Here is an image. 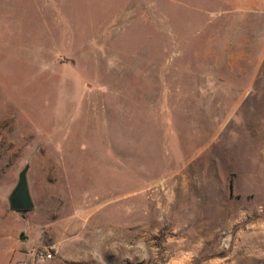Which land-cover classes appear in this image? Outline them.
I'll return each instance as SVG.
<instances>
[{
  "label": "rangeland",
  "instance_id": "rangeland-1",
  "mask_svg": "<svg viewBox=\"0 0 264 264\" xmlns=\"http://www.w3.org/2000/svg\"><path fill=\"white\" fill-rule=\"evenodd\" d=\"M0 264H264V0H0Z\"/></svg>",
  "mask_w": 264,
  "mask_h": 264
},
{
  "label": "water",
  "instance_id": "water-1",
  "mask_svg": "<svg viewBox=\"0 0 264 264\" xmlns=\"http://www.w3.org/2000/svg\"><path fill=\"white\" fill-rule=\"evenodd\" d=\"M25 171L26 168L18 173L16 184L7 198L8 208L18 213L32 208V202L26 185Z\"/></svg>",
  "mask_w": 264,
  "mask_h": 264
},
{
  "label": "built area",
  "instance_id": "built-area-1",
  "mask_svg": "<svg viewBox=\"0 0 264 264\" xmlns=\"http://www.w3.org/2000/svg\"><path fill=\"white\" fill-rule=\"evenodd\" d=\"M50 257L49 253H46V252H41L39 253V258L40 259H48Z\"/></svg>",
  "mask_w": 264,
  "mask_h": 264
},
{
  "label": "trees",
  "instance_id": "trees-1",
  "mask_svg": "<svg viewBox=\"0 0 264 264\" xmlns=\"http://www.w3.org/2000/svg\"><path fill=\"white\" fill-rule=\"evenodd\" d=\"M25 212H26V211H24V212H20V213L22 214V213H25Z\"/></svg>",
  "mask_w": 264,
  "mask_h": 264
}]
</instances>
